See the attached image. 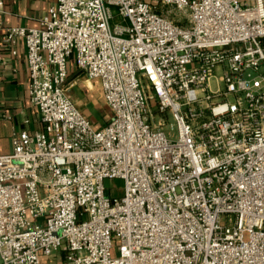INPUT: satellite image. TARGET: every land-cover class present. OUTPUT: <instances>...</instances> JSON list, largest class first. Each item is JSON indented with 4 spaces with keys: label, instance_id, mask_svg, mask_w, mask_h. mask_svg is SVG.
Segmentation results:
<instances>
[{
    "label": "built area",
    "instance_id": "built-area-1",
    "mask_svg": "<svg viewBox=\"0 0 264 264\" xmlns=\"http://www.w3.org/2000/svg\"><path fill=\"white\" fill-rule=\"evenodd\" d=\"M43 26L0 24L42 124L0 156V264H264V0H55ZM70 61L100 84V129Z\"/></svg>",
    "mask_w": 264,
    "mask_h": 264
},
{
    "label": "crops",
    "instance_id": "crops-1",
    "mask_svg": "<svg viewBox=\"0 0 264 264\" xmlns=\"http://www.w3.org/2000/svg\"><path fill=\"white\" fill-rule=\"evenodd\" d=\"M0 24L5 29H44L43 21L55 0H0ZM16 56L0 38V156L12 152V137L23 130L28 121L31 132L42 129L39 112L30 104V78L27 53L23 41L16 45ZM67 96L79 110L90 120L96 129L106 126L110 121H98L106 105L103 101L100 84L90 82L80 73L74 61L69 65ZM63 254L50 258L43 257L42 264H63Z\"/></svg>",
    "mask_w": 264,
    "mask_h": 264
},
{
    "label": "rangeland",
    "instance_id": "rangeland-1",
    "mask_svg": "<svg viewBox=\"0 0 264 264\" xmlns=\"http://www.w3.org/2000/svg\"><path fill=\"white\" fill-rule=\"evenodd\" d=\"M113 11L117 12V10L115 8H113ZM168 16H169V18L171 20H174V21H179L180 19L183 20V17H184L183 13L174 12L172 10L169 11V15ZM114 24L115 23L112 24V27L114 26ZM72 82L73 81L71 79L70 81H68V84L72 83ZM95 82L98 83L97 81H95ZM150 110H151L150 114L155 116L154 120L156 122H158L161 117L157 114V110H156L155 106L151 105ZM150 114L148 116L149 120H151ZM97 119L100 122H101V120H103V121L109 120L110 121L112 119V114H111L110 110L108 109V107L102 109V112L100 114V119L99 118H97ZM172 124H174V123H173L172 119L170 118L168 126L164 129L167 134H171L170 126ZM172 134L175 137L176 136V131H174ZM105 188L107 190V196L110 197L111 199H121L124 196V183L121 180H107L105 182Z\"/></svg>",
    "mask_w": 264,
    "mask_h": 264
}]
</instances>
